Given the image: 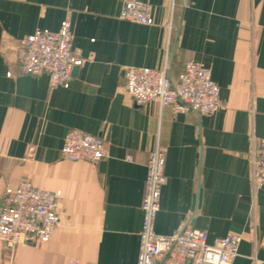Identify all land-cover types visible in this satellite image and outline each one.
Segmentation results:
<instances>
[{
  "label": "crops",
  "instance_id": "crops-1",
  "mask_svg": "<svg viewBox=\"0 0 264 264\" xmlns=\"http://www.w3.org/2000/svg\"><path fill=\"white\" fill-rule=\"evenodd\" d=\"M151 24L120 17L124 0H0V199L22 179L60 199L49 240H0V264H137L149 153L161 146L166 183L155 230L205 229L209 241L242 236L233 264H264V187L252 156L264 141V0H142ZM70 15L77 64L63 85L23 74L21 38L58 30ZM189 59L220 87L213 114L137 104L124 69L168 66L178 80ZM71 129L102 136L108 156L62 157Z\"/></svg>",
  "mask_w": 264,
  "mask_h": 264
},
{
  "label": "built area",
  "instance_id": "built-area-1",
  "mask_svg": "<svg viewBox=\"0 0 264 264\" xmlns=\"http://www.w3.org/2000/svg\"><path fill=\"white\" fill-rule=\"evenodd\" d=\"M120 17L151 24V5L142 0H124ZM73 40L70 15L58 30L38 29L24 35L17 51L21 72L46 73L51 86L65 84L77 64ZM124 77L126 92L140 105L158 102L160 106H172L175 112L198 114H213L222 106L220 87L211 70L195 59L185 63L178 80L171 77L168 66H128ZM61 154L68 160L96 163L108 156V148L102 136L71 129L64 137ZM251 162L254 185L264 187V141L255 148ZM166 180L165 154L158 145L149 153L147 162L137 264H233L239 255L240 234L229 232L209 241L207 230L190 225L179 226L171 234L155 230ZM62 221L57 194L29 179L21 180L0 199V240L9 252L21 243L51 239Z\"/></svg>",
  "mask_w": 264,
  "mask_h": 264
},
{
  "label": "rangeland",
  "instance_id": "rangeland-1",
  "mask_svg": "<svg viewBox=\"0 0 264 264\" xmlns=\"http://www.w3.org/2000/svg\"><path fill=\"white\" fill-rule=\"evenodd\" d=\"M23 180V179H22Z\"/></svg>",
  "mask_w": 264,
  "mask_h": 264
},
{
  "label": "water",
  "instance_id": "water-1",
  "mask_svg": "<svg viewBox=\"0 0 264 264\" xmlns=\"http://www.w3.org/2000/svg\"><path fill=\"white\" fill-rule=\"evenodd\" d=\"M75 69V68H74Z\"/></svg>",
  "mask_w": 264,
  "mask_h": 264
}]
</instances>
